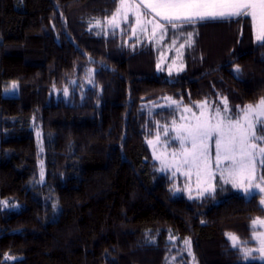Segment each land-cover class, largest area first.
Here are the masks:
<instances>
[{
    "label": "trees",
    "instance_id": "1",
    "mask_svg": "<svg viewBox=\"0 0 264 264\" xmlns=\"http://www.w3.org/2000/svg\"><path fill=\"white\" fill-rule=\"evenodd\" d=\"M119 1L0 0V264H264L243 251L256 245L262 195L229 183L198 198L175 194L147 144L172 115L149 107L166 98L226 97L233 116L257 104L264 41L247 16L201 22L222 24L221 37L194 44L170 74L129 25L92 28ZM89 71L92 85L77 91ZM11 81L17 95L5 96ZM65 87L67 97L52 95Z\"/></svg>",
    "mask_w": 264,
    "mask_h": 264
},
{
    "label": "snow or ice",
    "instance_id": "2",
    "mask_svg": "<svg viewBox=\"0 0 264 264\" xmlns=\"http://www.w3.org/2000/svg\"><path fill=\"white\" fill-rule=\"evenodd\" d=\"M130 8L136 11V24L141 30L145 29L146 21L142 16L155 13L159 17L153 29V36L157 30L161 36L166 32L167 25L173 29L183 28L185 25H194L198 22L207 20H225L233 17L250 15L254 28L257 29L258 41H264V0H139V3L133 6L121 0V8ZM120 9H118V12ZM127 21V13L124 15ZM110 25L117 26L116 16L109 21ZM135 34V29L133 30ZM192 33L187 34L186 44L190 47L192 43ZM181 48L185 44L180 45ZM16 87L15 84L12 85ZM224 108H215V117L209 116L203 118V113L195 119V122H187L185 126L176 130L175 139L179 140L180 146L184 151L179 155L173 154V163L177 171L187 168L188 174L192 170L196 172L197 180L201 177L205 179L215 175L219 171L221 179H225L227 173L228 179L225 182H233V187L243 186L246 196H252L254 193H264V175L256 176L257 158L259 163L264 166V135H257V130L264 132V98L255 105H247L241 108L236 118H233L232 110L228 106L227 98L220 101ZM209 106L205 102V105ZM190 111V109H185ZM167 135V130L165 132ZM215 140V164L213 165L209 153V141ZM152 143V141H149ZM190 145V147H188ZM166 162H162L161 171L167 167ZM239 181V185L236 183ZM259 181V182H258ZM211 188L205 189L210 191ZM203 195V192L200 193ZM191 198V197H190ZM260 203L264 205V199ZM255 224L256 221H253ZM264 224V221H260ZM233 241V247H236L237 237L229 235ZM189 255L191 253L190 241L186 242ZM249 254L245 253L247 258ZM194 258V257H193Z\"/></svg>",
    "mask_w": 264,
    "mask_h": 264
},
{
    "label": "rangeland",
    "instance_id": "3",
    "mask_svg": "<svg viewBox=\"0 0 264 264\" xmlns=\"http://www.w3.org/2000/svg\"><path fill=\"white\" fill-rule=\"evenodd\" d=\"M126 3L132 4L135 6L139 3V0H126ZM118 9L120 11L118 12ZM148 15L142 16V19L146 21V26L144 30H141L140 27L136 24V11L130 8H121V0L119 1L118 8L116 11L107 19L97 22H93L91 25L93 29L96 31L100 30V27L103 26V28L107 30H114V29H120L124 25H129L130 34L132 37L136 38L138 41H151L153 42V46L158 50V65L159 67H164V70H167V73H178L179 71L183 70L184 67V59L185 54L191 51L195 50L194 44L198 46V43L201 45H212L209 44L211 42H215L217 38L221 37V32L224 28L222 24H201V22H198L194 25H185L183 28H176L173 29L170 25H167L166 32L163 33V36H161L160 32L157 30L155 36H153V29L155 26V23L159 21V17L155 16V13L150 12ZM127 13V21L124 20V15ZM116 16L117 20V26L113 27L110 25L109 21L113 19V16ZM250 19V23L252 26V18L250 15H245ZM242 17V16H239ZM238 18V17H233ZM231 18V19H233ZM228 20V19H225ZM160 23H165L163 21H159ZM204 22V21H203ZM135 29V34L133 33V30ZM252 30V38L254 41H257V35L258 31L256 28L251 27ZM191 32L192 35V43L189 47L185 42L187 40V34ZM210 38V39H209ZM209 39V40H208ZM185 44V47L181 48L180 45ZM92 73L93 71H89L85 77L81 80V82L74 81L72 84L75 86L77 85V91L83 90L87 87H90L92 85ZM15 84L16 87L13 88L12 85ZM18 92V85L16 82L11 81L8 82L5 85L4 88V95L5 96H15ZM69 93L68 87H65L61 90H53L52 95L54 97H57L59 94V97H67ZM264 98V97H263ZM222 100V99H221ZM220 100V101H221ZM209 106H201L205 105V102H197L193 105H183L180 102L174 101L172 99L166 98L161 103L152 105L149 107L151 111L160 109V108H169L172 110V115H170V119L168 122L163 123V125L159 126L156 130L154 136L147 140V144L151 153V157L154 162L157 164V169L161 173H168L170 179L173 183V192L175 194H183L187 197L191 198H198L201 196H204L205 194L212 193L217 185H223L225 187V184L229 183L233 187V182L229 180V182H225L226 179H228L227 173L224 174L225 179H221V174L219 171H215V175L211 178L205 179L204 177H201L200 181L197 180L196 172L193 169L191 172V175L188 174V169L182 168L180 171H177L175 167L171 166L173 163V154L175 153L177 155V158H179V155L184 151V149L181 148L179 140L175 139L176 137V130L180 129L182 126H185L187 122H195V119L197 117L201 116V113H203V118L207 119L210 115L215 117V108L219 107L221 110H223L224 105L219 102L217 105L213 104L211 102H206ZM185 109H190V111H186ZM232 114V113H231ZM233 118H236V116H233ZM32 129L35 132L36 138L38 140V146L41 147V133L37 129V126L32 123ZM264 126V125H263ZM167 130V135L165 134ZM260 135H264L263 133ZM149 141H152V143H149ZM260 146L264 147V144H261ZM190 147V145H188ZM215 140L209 141V153L212 159L213 165L215 164ZM162 162L167 163V167L164 168L163 171H161ZM42 163V162H41ZM39 163L40 165V174L43 175V165ZM261 171L264 172L263 166L259 163V157L257 158V170H256V176L261 174ZM262 175V174H261ZM260 175V176H261ZM264 175V174H263ZM259 177V176H258ZM259 182V181H258ZM236 183L239 185V181H236ZM244 187H247V184H244L243 186H237L233 187L234 190L242 193L245 195ZM211 188L210 191H205V189ZM203 192V195L200 193ZM255 194V193H254ZM262 195L261 199H264V193H259ZM260 199V201H261ZM261 204V203H260ZM6 205V204H4ZM262 205V204H261ZM264 207V205H262ZM253 221H256L254 224L252 222V226L256 229V231L253 233V240L256 243L254 247L251 248H243L244 254L248 253L249 255L247 258H250L251 255L255 254L257 259L261 262H264V224L260 223V221H264V218H257ZM228 234L227 238L230 242V244L233 246V241L229 238ZM170 242L174 241V238L171 236L169 237ZM188 240L182 241V245L188 251V246L186 244ZM236 247L239 246V240H236ZM191 264H195L193 261H191Z\"/></svg>",
    "mask_w": 264,
    "mask_h": 264
},
{
    "label": "crops",
    "instance_id": "4",
    "mask_svg": "<svg viewBox=\"0 0 264 264\" xmlns=\"http://www.w3.org/2000/svg\"><path fill=\"white\" fill-rule=\"evenodd\" d=\"M251 22H252V28H253V21L251 20ZM256 230V229H255Z\"/></svg>",
    "mask_w": 264,
    "mask_h": 264
}]
</instances>
